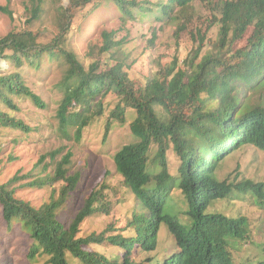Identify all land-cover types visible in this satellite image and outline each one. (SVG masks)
Instances as JSON below:
<instances>
[{
    "label": "trees",
    "instance_id": "obj_1",
    "mask_svg": "<svg viewBox=\"0 0 264 264\" xmlns=\"http://www.w3.org/2000/svg\"><path fill=\"white\" fill-rule=\"evenodd\" d=\"M97 1L71 0L63 10L61 32L49 42H42L31 30L10 32L0 38V57L17 67L29 61L36 66L44 55L65 59L68 66L58 83L63 97L56 118L59 130L67 137L73 133L78 141L82 139L85 127L104 114L105 98L111 92L119 97L112 117L125 121L127 108L136 110L131 122L135 140L116 152L114 163L124 185L147 213L135 210L128 220L134 235L122 232L106 236L104 231L78 236L88 217L98 211L110 213L111 208L110 203H100L101 192L94 191L70 222L58 218V208L80 180L79 172L68 175L66 165L72 156L68 152L57 162L54 174L44 180L63 182L59 197L50 203L36 207L17 197L11 188L17 176L0 184L4 219L9 225L18 222L30 235L33 264L38 257H45L40 264H75L78 260L81 264H134L128 255L120 262L87 247L109 241L125 248L127 254L137 246L156 251L162 242V225L179 251L163 264H238L234 252L246 244L258 245L255 239L264 235V216L257 220L232 216L216 204L238 194H251L264 213V181L221 179L219 168L225 157L243 146L264 150V0H203L212 12V25L219 27L218 37L207 39L211 46L200 54L208 44L207 33L191 31L198 47L187 67H178L176 60L146 85H137L124 70V63L101 60L85 67L77 53L67 47L71 20L78 10L92 4L95 7ZM114 1L125 15L145 16L157 7L156 19L178 20L174 11H183L195 0H158L151 7L148 1ZM185 24L184 20L179 29L186 30ZM103 36L101 51H110L116 44L113 33L106 31ZM237 40L244 44L235 48ZM105 65L110 67L105 69ZM14 96L28 97L37 106L46 107L41 96L25 84L22 73L0 74V100L15 108ZM0 123L29 129L23 120L1 109ZM153 145L157 150L150 154ZM170 147L180 159L176 173L170 169ZM175 190L182 198L173 197ZM111 227L115 229L113 224ZM259 249L264 250V243ZM256 255L241 264H264V255ZM181 256L187 260L182 262ZM152 257H145L146 262H152Z\"/></svg>",
    "mask_w": 264,
    "mask_h": 264
},
{
    "label": "rangeland",
    "instance_id": "obj_2",
    "mask_svg": "<svg viewBox=\"0 0 264 264\" xmlns=\"http://www.w3.org/2000/svg\"><path fill=\"white\" fill-rule=\"evenodd\" d=\"M138 1H148L151 7L158 0ZM70 3L71 0H0V38L12 31L31 30L39 34L42 42H49L61 32L63 10ZM96 3L95 7L92 4L78 10L71 20L67 47L77 53L85 67L101 60H107L109 64L124 63V70L137 85H146L150 78L163 73L176 60L178 67H187V60L198 47V42L190 35L191 31L197 33L198 29H202L207 33L205 40L208 44L200 54L210 48L208 40L218 37L219 27L212 25V12L203 0H195L184 7L183 11L176 9L174 14H177L178 20L156 19L154 14H158L157 7L153 14L129 16L120 10L114 0H98ZM184 20L186 30L179 29ZM106 31L113 33L112 38L116 44L110 51L103 52L101 47L104 45L103 33ZM243 44L244 41L237 40L234 47ZM67 66L63 57L52 55H44L36 66L29 61L21 67L0 57V74L13 71L22 73L25 84L40 95L46 105L41 108L28 97L14 96V108L0 100L2 111L23 120L29 128L22 130L0 123V184L8 183L17 176L19 179L11 185L17 197L36 207L50 203L59 197L63 182L52 184L44 180L54 174L57 162L70 152L71 161L66 165L68 175L79 172L80 180L76 190L58 208V218L70 222L88 196L94 191H100V203H110L111 211H98L88 217L81 225L78 236L104 231H107L106 236L122 232L126 236L134 235L135 230L128 226V220L132 219L135 210L143 213L147 209L139 204L137 196L124 185L115 168L114 155L124 144L135 140L131 122L137 115L136 110L127 108L125 121L112 117L111 112L115 110L119 97L111 92L105 98L104 114L85 127L80 141L73 133L71 137L63 135L59 130L56 113L63 97L58 83ZM103 67L108 69L110 66ZM59 149L61 152H57ZM156 150L157 146L153 145L150 154ZM168 153L170 169L176 173L180 164L179 156L173 147H170ZM219 172L221 179L229 177L235 183L245 180L264 181V150L252 145L243 146L223 159ZM172 195L176 199L182 198L178 190ZM227 201H219L216 206L228 215H245L251 220L264 216L251 194H238L234 198L229 197ZM111 224L115 229L110 228ZM164 228L166 226L162 225L159 238L162 242L156 251L137 246L127 254L125 248L109 241L91 244L87 250H98L120 262L128 255L134 264H163L164 259L179 252ZM31 242L30 235L18 222L10 225L7 223L0 204V264H33L29 258ZM255 242L258 245L246 244L234 252L238 264L256 253V256L264 255V250L259 249L264 243V235L257 236ZM142 253L145 254L141 256ZM148 255L153 256L152 262H146L145 257ZM180 259L182 262L187 260L186 256ZM44 261L45 257H38L35 264ZM75 264L81 262L78 260Z\"/></svg>",
    "mask_w": 264,
    "mask_h": 264
}]
</instances>
